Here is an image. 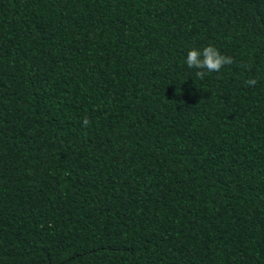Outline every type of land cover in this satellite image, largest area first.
I'll return each instance as SVG.
<instances>
[{"label": "trees", "instance_id": "1", "mask_svg": "<svg viewBox=\"0 0 264 264\" xmlns=\"http://www.w3.org/2000/svg\"><path fill=\"white\" fill-rule=\"evenodd\" d=\"M0 264H264V0H0Z\"/></svg>", "mask_w": 264, "mask_h": 264}, {"label": "clouds", "instance_id": "2", "mask_svg": "<svg viewBox=\"0 0 264 264\" xmlns=\"http://www.w3.org/2000/svg\"><path fill=\"white\" fill-rule=\"evenodd\" d=\"M232 58L222 55L217 48L212 45L205 47L202 51L192 48L186 57L187 65L201 70L219 71L223 65L231 64ZM198 76H202V72H197ZM255 84V80L249 81Z\"/></svg>", "mask_w": 264, "mask_h": 264}]
</instances>
